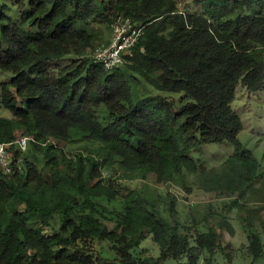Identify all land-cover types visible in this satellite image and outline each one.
Returning a JSON list of instances; mask_svg holds the SVG:
<instances>
[{"label":"trees","instance_id":"trees-1","mask_svg":"<svg viewBox=\"0 0 264 264\" xmlns=\"http://www.w3.org/2000/svg\"><path fill=\"white\" fill-rule=\"evenodd\" d=\"M195 4L191 12L176 0H16L15 18L0 14V70L14 75L0 84V104L16 115L0 118L12 160L11 173L0 167V264H199L203 256L214 264L226 250L218 228L182 224L175 196L166 214L142 189L121 196L103 175L110 165L190 192L186 174H199L202 190L237 194L229 210L262 179L239 140L243 122L232 102L240 80L264 90V0ZM119 14L145 32L108 71L94 60L95 39ZM66 58L72 62L60 66ZM127 71L159 91L183 93L181 105L161 95L134 103ZM24 136L28 152L17 144ZM62 143L92 149L71 155ZM223 143L235 154L217 168L191 155ZM39 162L61 176L47 181ZM246 213L256 262L264 257V207ZM148 239L157 257L138 255ZM94 241L106 245L98 250Z\"/></svg>","mask_w":264,"mask_h":264},{"label":"rangeland","instance_id":"rangeland-1","mask_svg":"<svg viewBox=\"0 0 264 264\" xmlns=\"http://www.w3.org/2000/svg\"><path fill=\"white\" fill-rule=\"evenodd\" d=\"M15 1L0 0V14H5L9 18H15ZM176 1L181 11L188 10L193 12L197 9L195 0ZM5 24L4 21L0 20V33ZM102 31L103 33L95 39L96 47L107 44L112 39V29L104 28ZM71 62L70 58H66L60 61L59 64L60 66H66ZM125 74L132 89L134 103H137L144 97L161 95L176 99L178 104L181 105L180 100L184 96L183 93L174 94L159 91L141 76L131 71H127ZM13 77L12 73L0 70V84L10 82ZM232 108L241 117L243 122V130L239 134V140L256 157L261 165L260 172L262 173L260 182L250 189L248 194L240 200L242 207L229 210V206L235 201L237 194L227 195L217 191L208 192L202 190L203 182L199 174H186V179L183 183L187 184V187L192 188L190 192L184 189L180 182L160 185L153 178L144 180L138 176L124 175L110 165L105 166L103 175L106 182L109 177L115 181L121 196L130 193L132 190L142 189L150 198L159 200L166 214H168L166 210L170 206L171 196H175L177 198L176 216L182 224L189 226H193L194 224V226L199 228L200 232L208 231L211 226L218 228L222 232L221 241L226 250L216 254L214 264H264V257L255 262L249 251V228L246 226V210L264 207V90L257 92L250 91L245 87L243 81L240 80L236 86V95L232 102ZM0 118L15 119L16 115L0 104ZM59 146L64 148L66 152H70L71 155L80 154L82 151L92 149V144L82 143L76 145H65L62 143ZM28 148L27 144L26 152H28ZM234 154V147L229 143H223L204 145L194 150L191 155L195 159H207L211 161L209 163L212 169L221 166L225 160L228 161ZM39 167L42 169L44 164L39 162ZM42 173L47 181H52L54 178L61 176L60 171L53 166L42 169ZM103 203L108 208H112L107 201ZM259 230L260 226L256 225L255 231ZM105 245V243L94 241V246L98 250ZM158 250L153 240L148 239L142 243L137 253L142 258L146 256L157 257L159 255ZM105 255L111 256L107 249L105 250ZM182 262L185 263L186 259H183ZM164 264H180V261L168 259ZM199 264H205L204 256L201 258Z\"/></svg>","mask_w":264,"mask_h":264},{"label":"built area","instance_id":"built-area-1","mask_svg":"<svg viewBox=\"0 0 264 264\" xmlns=\"http://www.w3.org/2000/svg\"><path fill=\"white\" fill-rule=\"evenodd\" d=\"M112 31L111 42L98 46L94 53L95 62L108 71L123 64L125 56L132 53L133 48L144 35L145 27H139L131 18L119 14L112 24ZM17 144L22 151H25L28 144L27 137H21ZM9 146L10 143H0V167L5 173L12 172Z\"/></svg>","mask_w":264,"mask_h":264},{"label":"clouds","instance_id":"clouds-1","mask_svg":"<svg viewBox=\"0 0 264 264\" xmlns=\"http://www.w3.org/2000/svg\"><path fill=\"white\" fill-rule=\"evenodd\" d=\"M111 40H112V39H111ZM110 42H111V41H110ZM110 42H109V43H110ZM109 43H107V44H109ZM131 54H132V53H131ZM123 64H124V63H123ZM25 137H26V136H25Z\"/></svg>","mask_w":264,"mask_h":264},{"label":"water","instance_id":"water-1","mask_svg":"<svg viewBox=\"0 0 264 264\" xmlns=\"http://www.w3.org/2000/svg\"><path fill=\"white\" fill-rule=\"evenodd\" d=\"M143 51H144V49H143Z\"/></svg>","mask_w":264,"mask_h":264}]
</instances>
